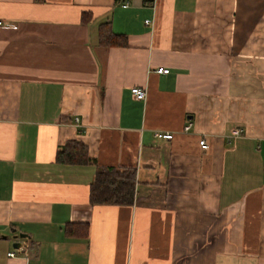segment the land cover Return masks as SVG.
<instances>
[{"label": "crops", "instance_id": "1", "mask_svg": "<svg viewBox=\"0 0 264 264\" xmlns=\"http://www.w3.org/2000/svg\"><path fill=\"white\" fill-rule=\"evenodd\" d=\"M0 19V264H264V0H0ZM70 141L92 161L58 162ZM98 166L136 169L132 204L91 202Z\"/></svg>", "mask_w": 264, "mask_h": 264}, {"label": "trees", "instance_id": "2", "mask_svg": "<svg viewBox=\"0 0 264 264\" xmlns=\"http://www.w3.org/2000/svg\"><path fill=\"white\" fill-rule=\"evenodd\" d=\"M117 34L106 24L101 28V42L104 45H126V40H115ZM57 160L65 164H86L91 162L86 145L70 141L58 151ZM136 190V169L122 166H98L91 186L93 204H132Z\"/></svg>", "mask_w": 264, "mask_h": 264}, {"label": "built area", "instance_id": "3", "mask_svg": "<svg viewBox=\"0 0 264 264\" xmlns=\"http://www.w3.org/2000/svg\"><path fill=\"white\" fill-rule=\"evenodd\" d=\"M146 3L148 5L154 6L155 3H156V0H146ZM128 4H129V2L127 1V2L124 3V6H128ZM146 23L149 24L150 21L146 20ZM3 25H5V22H3L0 19V26H3ZM13 27H15V26H13ZM156 71L159 72V73H168L170 70L168 68L159 67V68H157ZM132 93L135 96V98H137L138 100H144L147 97V90L144 87H141V86L132 87ZM191 125H192L191 122L188 123L185 126V130H189L191 128ZM243 132H244V128H242V127L234 128L231 131V135L229 136L230 140L241 136L243 134ZM156 136L161 137V138L171 139V138H173L174 135L172 133H170V132H157ZM200 145L204 149L209 148V144H208V142H207V140L205 138H202L200 140ZM9 255L10 256H15L16 255V251H11L9 253Z\"/></svg>", "mask_w": 264, "mask_h": 264}, {"label": "water", "instance_id": "4", "mask_svg": "<svg viewBox=\"0 0 264 264\" xmlns=\"http://www.w3.org/2000/svg\"><path fill=\"white\" fill-rule=\"evenodd\" d=\"M20 237H26V234H20ZM17 245V244H16Z\"/></svg>", "mask_w": 264, "mask_h": 264}]
</instances>
